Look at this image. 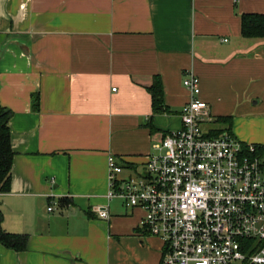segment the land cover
Wrapping results in <instances>:
<instances>
[{"label": "crops", "instance_id": "crops-1", "mask_svg": "<svg viewBox=\"0 0 264 264\" xmlns=\"http://www.w3.org/2000/svg\"><path fill=\"white\" fill-rule=\"evenodd\" d=\"M244 13H264V0H0V104L13 151L1 227L28 236L22 251L0 243V264H159L163 242L139 228L141 209L106 196L107 158L118 177L144 173L181 125L188 70L215 120L230 116L237 139L264 145L247 131L264 124V37L241 35Z\"/></svg>", "mask_w": 264, "mask_h": 264}, {"label": "built area", "instance_id": "built-area-1", "mask_svg": "<svg viewBox=\"0 0 264 264\" xmlns=\"http://www.w3.org/2000/svg\"><path fill=\"white\" fill-rule=\"evenodd\" d=\"M182 84L180 127L162 136L142 174L118 177L122 167L109 156L106 196L141 209L139 228L163 242L159 264H264V153L226 129L208 135L215 120L199 77L185 71Z\"/></svg>", "mask_w": 264, "mask_h": 264}, {"label": "trees", "instance_id": "trees-1", "mask_svg": "<svg viewBox=\"0 0 264 264\" xmlns=\"http://www.w3.org/2000/svg\"><path fill=\"white\" fill-rule=\"evenodd\" d=\"M264 32V13H244L241 15V35L245 38L263 37ZM151 96V108L153 112L166 110L163 104L162 87L158 77H154L149 86ZM34 106L38 108V98L34 100ZM11 111L0 104V193L9 191L11 179V165L13 151L10 145L9 119ZM215 122L227 124V130L231 126L230 116H219ZM222 129H209L212 136L218 135ZM259 153H264V145L257 144ZM2 212L0 210V243L15 251H22L26 248L27 235L18 233H9L2 229ZM261 245V243L259 244Z\"/></svg>", "mask_w": 264, "mask_h": 264}, {"label": "rangeland", "instance_id": "rangeland-1", "mask_svg": "<svg viewBox=\"0 0 264 264\" xmlns=\"http://www.w3.org/2000/svg\"><path fill=\"white\" fill-rule=\"evenodd\" d=\"M215 120V119H214ZM227 130V129H226ZM229 131V130H228ZM247 131L248 132H258V133H261L264 135V124H259V125H256V126H253V127H249L247 128ZM235 134V133H234ZM237 137V136H236ZM126 173H122V175H125Z\"/></svg>", "mask_w": 264, "mask_h": 264}]
</instances>
